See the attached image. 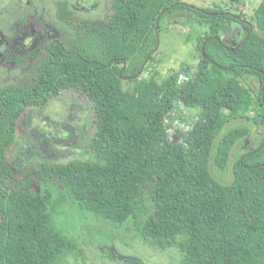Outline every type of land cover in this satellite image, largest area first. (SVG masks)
Here are the masks:
<instances>
[{
    "label": "trees",
    "instance_id": "1",
    "mask_svg": "<svg viewBox=\"0 0 264 264\" xmlns=\"http://www.w3.org/2000/svg\"><path fill=\"white\" fill-rule=\"evenodd\" d=\"M53 6L62 34L27 54L35 63L20 85L0 88V264H86L73 232L88 218L127 224L170 264H264V133L244 150L250 129L226 128L237 119L264 128V0L254 25L180 0H110V16L94 20ZM174 12L188 16L198 63L161 78L160 24ZM233 23L244 31L229 45ZM67 90L92 106L90 158L10 161L21 113ZM176 105L195 113L181 142L165 124ZM232 141L224 183L211 170H226Z\"/></svg>",
    "mask_w": 264,
    "mask_h": 264
},
{
    "label": "rangeland",
    "instance_id": "2",
    "mask_svg": "<svg viewBox=\"0 0 264 264\" xmlns=\"http://www.w3.org/2000/svg\"><path fill=\"white\" fill-rule=\"evenodd\" d=\"M55 0H0V88L20 85L29 77L35 63L29 53L38 44L62 34L53 6ZM74 11L78 19H104L110 16V0H62ZM261 0H180L181 3L200 9H222L253 24V13ZM184 12H174L161 22L158 47L155 50L160 63L161 78L171 70L177 71L182 63L195 67L198 55L194 50L190 21ZM243 27L233 23L223 39L235 45L243 35ZM28 54V55H27ZM28 76V77H27ZM256 89L254 79H248ZM85 96L67 90L43 108L27 107L16 121V141L8 152L10 161L17 164L40 162L66 163L70 160L90 158L89 139L93 133V109ZM195 113L176 105L166 117L168 138L181 142L178 131L185 133L192 125ZM247 127L251 136L244 150L255 149L264 128L254 126L246 119L231 121L226 128ZM238 142H227L231 151L230 162L223 173L213 176L227 183L232 178L231 165L238 153ZM73 234L87 250L86 264H170L167 257L149 249L133 239L127 224L116 226L110 222H98L92 218L74 220Z\"/></svg>",
    "mask_w": 264,
    "mask_h": 264
}]
</instances>
